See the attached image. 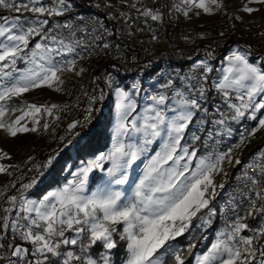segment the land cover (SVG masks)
<instances>
[{
    "label": "snow or ice",
    "instance_id": "snow-or-ice-1",
    "mask_svg": "<svg viewBox=\"0 0 264 264\" xmlns=\"http://www.w3.org/2000/svg\"><path fill=\"white\" fill-rule=\"evenodd\" d=\"M182 3L184 7L177 6V10L186 17L193 7L212 12L205 0L198 3L182 0ZM210 3L223 7L218 0ZM249 3L264 6V0ZM93 6L100 8L99 3ZM74 9L73 0H52L48 4L45 0H0V10L6 13L0 14V129L7 135L16 137L19 132L38 129L20 125L23 116L4 120L6 111L29 115L25 108L35 113L43 108L51 115L53 109L61 108L57 104L18 103L13 98L44 87L55 86L56 91H61L65 72L81 75L86 71L83 67L77 69L85 53L96 55L97 50L107 53L113 47L119 49L118 44L113 45L100 35L101 31L106 36L114 33L99 18L89 17L87 23L83 16L76 17L79 23L50 22V18L64 16ZM258 10L243 8L248 13ZM142 15L157 21L163 14L158 9H146ZM109 19L115 17L110 15ZM93 22L96 28L90 27ZM89 37L102 43L92 45ZM152 39L158 37L153 34ZM205 55L206 59L192 65L188 75L176 71L170 74L161 91L146 96L150 103L142 113L137 111L138 101L117 83L112 71L93 78L94 83L99 81L103 86L96 84L97 92L89 96L84 121L75 120L67 127L73 130L90 123L93 105L105 99L107 89L117 100L111 149L82 161L70 172L72 179L37 200L28 199L24 192L42 180L43 169L52 166L56 157L50 156L42 164L33 163L36 175L21 185L18 195L8 197L7 206H0V249H10L11 257L16 258H8V264H113L109 250H116L121 242L126 244L123 264H168L166 258L171 259V264H185L184 250L175 242L193 226L212 223L217 209L210 205L218 195L217 188L225 187L223 183L217 184L214 177L221 173L228 175L223 168L226 161L242 163L232 153L246 142V137L241 134L240 144L222 152L209 142L218 143L214 138L222 134L220 129L231 135L229 121L247 118L256 122L248 136L264 131V53L253 60L248 49L227 50L222 57L227 66L218 80L210 77L214 69L209 60L216 56L211 51ZM111 68L120 71L115 63ZM131 87L139 92L135 83ZM213 89L224 107L217 105L210 112L207 105ZM42 127L48 130L49 124ZM200 133L206 135L202 138ZM157 142L159 151L153 149L154 154L147 156ZM198 145L206 149L205 154H198ZM3 156L10 159L6 152ZM260 156L264 160V152ZM137 162L143 163V169L137 179L130 180V170ZM251 167L256 168L255 173L246 170ZM95 170L105 175L90 191V174ZM5 172L6 166L0 164V173ZM236 179L243 184L237 190L240 200L236 202L237 197L231 196L227 201L232 216L198 264H264V163L245 165ZM257 218L256 227L248 223ZM17 239L28 242L31 249L17 245ZM96 246L103 251L94 256L92 250ZM194 247L189 243L187 251L191 253Z\"/></svg>",
    "mask_w": 264,
    "mask_h": 264
},
{
    "label": "built area",
    "instance_id": "built-area-1",
    "mask_svg": "<svg viewBox=\"0 0 264 264\" xmlns=\"http://www.w3.org/2000/svg\"><path fill=\"white\" fill-rule=\"evenodd\" d=\"M51 2L52 0H45L46 4ZM73 2L75 9L72 12L61 17H52L50 22L63 23L65 20H73V22L79 23L76 17L83 16L87 23L89 17L99 18L114 33L112 36H106L101 31L100 35L105 36L113 45L118 44L120 47L119 49L113 47L107 53L97 50L96 55L85 53L84 59L78 61L77 69L83 67L86 71L81 75L69 72L72 76L70 94L61 100L44 99L40 103L39 106L52 104L61 106L60 109H53L51 115L44 112L43 108L38 113L39 125L49 124L48 143L29 149L23 157L12 164V166L18 167H10L0 177V192H3V196H0V206H7L8 197L18 195L21 185L29 183L31 178L36 175L33 163L42 164L53 155L57 158L63 149L76 147L95 130L97 122L104 117L105 105L111 100L110 92L107 89H105V99L93 105L95 111L90 123L83 128L78 126L73 130H69L67 127L75 120L84 121L89 105V96L97 92L96 84L103 86L99 81L94 83L95 76L112 71L117 77V83L122 88L131 87L135 83L146 99V96L162 90V85L169 79L170 74L178 71L188 75L192 65L199 60L206 59L205 54L209 51L216 56V59L209 60V64L214 69L216 62L225 55L226 49L232 44L245 47L256 56L264 53V36H261V33H264V23L239 17L227 5L221 10L218 19L199 25L196 23L202 14V9L193 7L186 17L182 11L177 10V6L184 7L181 0H73ZM96 3L100 4V8L93 6ZM106 4H111L112 7H106ZM132 4H135L136 7H131ZM146 9H158L163 14L162 19L153 21L150 17L143 16L142 13ZM121 13L125 15H121ZM0 14L6 13L0 10ZM26 15H31V13H26ZM110 15L115 19H109ZM90 27L96 28V24L93 22ZM129 32L132 33L131 36L128 35ZM220 33H224V35L221 36ZM153 34L158 39L153 40ZM89 41L92 45L102 43V41H92L91 37H89ZM133 57H135V61L132 60ZM113 63L117 64L119 72H115L111 68ZM149 63L151 66H146ZM213 72L210 77L215 80ZM217 105L224 107L219 95L213 89L209 93L207 106L212 112ZM29 124L32 125V121ZM255 124L256 122L247 118L240 122L229 121L228 126L232 129L231 135L223 133V129H220L222 134L214 138L218 143L209 142L212 148L222 152L240 144L241 134L246 137V142L239 148H235L232 153L233 158L240 159L242 163L236 165L226 161L223 168L228 175L225 176L221 173L214 177L217 184L223 183L225 187L224 189L217 188L218 195L210 205L217 209L216 215L212 217V223L205 227L193 226L190 232L185 233L190 239L192 237L200 238L199 249L207 247L212 240L217 238L218 232L224 228L226 220L232 216L227 201L231 196H236V202H239L240 197L237 190L243 184L236 177L245 170V165L264 163L260 156V153L264 152V138H261L264 131H258L254 136L247 134ZM192 127L195 128V125ZM206 127H211V125H206ZM200 134L202 138L206 135V133ZM255 139L259 140L255 141ZM198 147V154H205L206 149L199 145ZM29 157H33L34 161L29 160ZM54 163L49 168L43 169L42 180L33 188L26 190L25 196L34 193L38 186L49 177ZM246 170L250 174L256 172L255 167ZM13 183H15L14 188L11 187ZM248 223L256 227L259 224V218L249 220ZM196 224L197 221L194 218L193 225ZM243 234L250 235V233ZM7 239L10 240L11 236L8 235ZM15 243L31 249L28 242L17 239ZM10 254V249H0V257H4V259H0V264H8V258L16 259Z\"/></svg>",
    "mask_w": 264,
    "mask_h": 264
},
{
    "label": "rangeland",
    "instance_id": "rangeland-1",
    "mask_svg": "<svg viewBox=\"0 0 264 264\" xmlns=\"http://www.w3.org/2000/svg\"><path fill=\"white\" fill-rule=\"evenodd\" d=\"M182 2V0H181ZM198 3L199 0H196ZM205 3L212 8L211 13H206L202 9V14L199 16L198 21L196 24L203 25L207 22L214 21L219 18L220 12L223 9L225 5L229 6V8L232 9L233 13L235 15L242 14L244 18L251 19L253 21H257V18H264V6L255 4V3H249V0H218V3H222V8H217L216 5H212L210 3V0H205ZM247 7H253L259 9L258 11L248 13L243 11V8ZM203 17V18H202ZM239 47L236 44L230 45L225 52V55L227 54V50ZM241 49H247L245 47H239ZM252 53V52H251ZM223 57V56H222ZM222 57L216 62L215 69H214V75L215 80H218L223 75V68L227 66L226 62L222 61ZM258 56H256L254 53H252L251 59L255 60ZM23 65H21L22 67ZM61 79L64 81L63 85H61V91H56L55 86L53 88H41L32 90L28 93L22 94L21 97L13 98L18 103H35L38 106L44 99L49 100H61L67 97L71 92V80L72 76L69 72H65ZM125 90L129 91L131 95L134 96V98L138 101V109L137 111L139 113L143 112L144 107L150 103L145 98L143 93L139 90L137 93L135 90L132 89V87H126ZM111 100L108 102L107 105L104 107V117L100 119L97 124L95 130L89 135L88 142L91 144L94 154L87 155L84 160L86 161L90 158H93L95 155L99 154L100 152H108L111 149L112 146V135H113V127L116 121V115H117V100L114 95V93H110ZM24 111L29 112V115H23L22 111L17 112H10L6 111L5 117L3 118L6 121L14 120L18 116H23V119L20 121V125L26 126V127H37V132H19L17 133L16 137H11L7 135L2 129H0V164H3L6 166L7 170L12 166V164L18 160L19 158L23 157L26 152L35 147V146H44L48 143L50 132L47 130H44L42 125H39V123L34 124V120H38V113H35L33 110L30 109H24ZM32 121V125L29 124V122ZM20 125H17L19 127ZM261 138H264V134L261 135ZM259 138V139H261ZM259 139H255V141H258ZM159 151V142L153 144L150 147L149 152L146 154L147 156H151L154 154V151ZM3 152L8 153V156L10 157H4ZM72 157L70 159H67L65 161V165L68 166L70 169H65L62 173V177L57 178L53 182H48L51 180L52 174L49 175V177L38 186L36 190H43L45 188V191L41 194L38 193H32L31 195H26L28 199H41L44 194H46L48 191L55 190L58 186H62L67 180L72 179V176L70 175V172H74L76 168L81 164L82 161H79L78 164L74 166V159H76V153L75 151L71 152ZM143 159V158H142ZM74 166V167H73ZM143 169V163L137 162V165L130 170V180H135L139 177L141 171ZM4 173H0V177ZM105 173L100 170H95L94 173L90 174L89 179V190H95V187L100 183L101 179L104 177ZM48 182V184H47ZM127 188L128 186H124ZM35 190V191H36ZM34 191V192H35ZM179 238V237H178ZM175 242L177 247H179L180 242ZM190 239V238H188ZM217 238L212 240L208 246L205 249H199L196 250L193 256V260L191 264H198L200 258L202 255L207 254L208 251L211 248V245L215 242ZM96 249L92 250V254L95 256L103 249L100 246H96ZM181 248V247H180ZM109 254L111 256V259L113 261V264H123V261L126 258V244L121 242V244L118 246L116 250H109Z\"/></svg>",
    "mask_w": 264,
    "mask_h": 264
},
{
    "label": "trees",
    "instance_id": "trees-1",
    "mask_svg": "<svg viewBox=\"0 0 264 264\" xmlns=\"http://www.w3.org/2000/svg\"><path fill=\"white\" fill-rule=\"evenodd\" d=\"M90 134H88L86 139H84L83 141L78 143L76 147L63 149V151L61 153H59L58 157L55 160L53 169L51 171V174L53 176L51 177V180L48 182H53L57 178L62 177V173L64 172L65 169L68 168V166L65 165V161L72 157V154H71L72 151H75V153H76V159H74V166L76 164H78L79 161L84 160V158L87 155H92L95 153L91 144L88 142ZM68 169H70V168H68ZM48 182H47V184H48ZM44 191H45V188H43V190L42 189L36 190L34 193L41 194ZM178 242L181 243V245L179 244V247H181L184 250L183 255L185 257V264H191V262L193 260L194 253L196 252V250H199L200 238L188 239V235L184 234L183 236L178 238ZM189 243H192L195 245V247L192 248L191 253H189L187 251ZM96 248L97 247H95L94 249H96ZM205 248L206 247H204L202 249H205ZM166 259L168 260V264H171V259L170 258H166Z\"/></svg>",
    "mask_w": 264,
    "mask_h": 264
},
{
    "label": "crops",
    "instance_id": "crops-1",
    "mask_svg": "<svg viewBox=\"0 0 264 264\" xmlns=\"http://www.w3.org/2000/svg\"><path fill=\"white\" fill-rule=\"evenodd\" d=\"M211 14H214L213 12H211ZM239 17H244V16H242V14H239L238 15ZM203 18V17H202ZM257 22H262V23H264V18H257Z\"/></svg>",
    "mask_w": 264,
    "mask_h": 264
}]
</instances>
